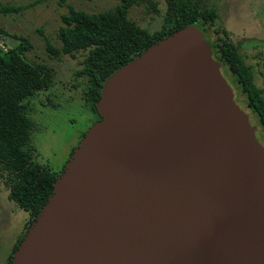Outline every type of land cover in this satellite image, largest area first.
Segmentation results:
<instances>
[{"label": "water", "instance_id": "obj_1", "mask_svg": "<svg viewBox=\"0 0 264 264\" xmlns=\"http://www.w3.org/2000/svg\"><path fill=\"white\" fill-rule=\"evenodd\" d=\"M199 28L105 78L9 264H264V146Z\"/></svg>", "mask_w": 264, "mask_h": 264}, {"label": "trees", "instance_id": "obj_2", "mask_svg": "<svg viewBox=\"0 0 264 264\" xmlns=\"http://www.w3.org/2000/svg\"><path fill=\"white\" fill-rule=\"evenodd\" d=\"M117 1L118 4L109 11L85 12L70 8L67 14L61 15L62 24L57 31L59 46H47L54 54L81 55L76 72L84 78L83 97L94 111L95 120L99 115L94 103L107 76L158 39L186 25H194L209 43L213 59L227 68L243 95L245 106L255 115L264 146V87L256 83L252 66L226 38L223 30L213 31L216 37L212 43L206 39L208 28L217 18L214 6L204 8L203 0H164L160 25L150 32L130 20L127 10L132 5L144 3L157 12L153 0ZM19 9L0 5L3 14ZM30 47L29 40L20 36L12 47L0 48V171H5L8 176L7 198L28 214L26 226L39 212L59 174L51 173L32 160L25 102L49 86L51 75L46 65H31L24 60L23 54ZM256 57L263 65L264 79L262 51ZM229 84L231 86V81ZM21 237L12 244L5 264H9Z\"/></svg>", "mask_w": 264, "mask_h": 264}, {"label": "rangeland", "instance_id": "obj_3", "mask_svg": "<svg viewBox=\"0 0 264 264\" xmlns=\"http://www.w3.org/2000/svg\"><path fill=\"white\" fill-rule=\"evenodd\" d=\"M157 12L146 4L132 5L127 17L148 31L156 30L161 22L164 0H153ZM117 0H0V5L19 7L18 11L0 13V48L7 49L26 37L31 43L23 58L33 65L42 63L50 69V83L25 102L29 119V144L32 160L53 174H58L82 134L95 121V113L83 97L84 78L78 71L80 54H54L47 46L58 47L57 31L62 24L61 15L70 8L98 12L112 10ZM204 8L215 7L216 21L207 30L210 38L223 30L244 60L254 71L255 81L263 85L262 63L256 57L264 55V0H203ZM213 33V34H212ZM220 74L230 86L237 105L248 114L255 125V136L263 144L255 115L245 106L243 95L229 76L227 68L220 64ZM225 73H224V72ZM230 80V81H229ZM7 174L0 171V264H5L12 244L25 232L27 212L7 198Z\"/></svg>", "mask_w": 264, "mask_h": 264}, {"label": "flooded vegetation", "instance_id": "obj_4", "mask_svg": "<svg viewBox=\"0 0 264 264\" xmlns=\"http://www.w3.org/2000/svg\"><path fill=\"white\" fill-rule=\"evenodd\" d=\"M213 34V33H212ZM206 37V39L209 41V42H213L214 41V39H215V37H216V35L215 34H213L210 38L206 35L205 36ZM210 43V44H211ZM220 68V67H219ZM220 70V69H219ZM233 98H235V96L233 95ZM236 99V98H235Z\"/></svg>", "mask_w": 264, "mask_h": 264}]
</instances>
